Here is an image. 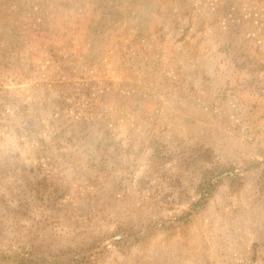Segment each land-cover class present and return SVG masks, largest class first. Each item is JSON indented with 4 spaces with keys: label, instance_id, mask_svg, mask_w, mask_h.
<instances>
[{
    "label": "rangeland",
    "instance_id": "1",
    "mask_svg": "<svg viewBox=\"0 0 264 264\" xmlns=\"http://www.w3.org/2000/svg\"><path fill=\"white\" fill-rule=\"evenodd\" d=\"M246 56L264 0H0V264H264Z\"/></svg>",
    "mask_w": 264,
    "mask_h": 264
},
{
    "label": "trees",
    "instance_id": "2",
    "mask_svg": "<svg viewBox=\"0 0 264 264\" xmlns=\"http://www.w3.org/2000/svg\"><path fill=\"white\" fill-rule=\"evenodd\" d=\"M245 62V63H244ZM248 62H253L254 64H256L257 67H264V61H258L255 57L253 56H246L245 61H243L244 64H247ZM112 143L114 144V151L120 152L123 150V148H121V142L120 140H115L112 139L111 140ZM133 139H131L129 142L125 143V150L128 152L133 148ZM143 147H147L152 149L156 154H161L162 149L165 147V144L162 143L159 139H156L155 137H152L151 139H149L147 141V143H145V139L141 140L138 143V147L135 150L134 156L142 151ZM221 177H218V179ZM227 178L231 179L230 182V188H228V190H231L232 193H238L239 190L241 189L240 187L244 184V177H241L239 175H237L236 173H234L232 176L228 175ZM213 179H215L214 176H211L208 180L204 179V181L201 183V186H204V190L200 191L201 193V197L198 198V200L192 204V207L190 208V211L186 214V219L189 217H193V215H195V213L206 206V204L208 203V198L211 195V192H213L214 188H215V181H213ZM47 181V178L45 177V182ZM228 185V186H229ZM256 187L257 189H263L264 188V168L260 174V178L259 181H256ZM54 192H57V188H55ZM104 249V248H103ZM105 250V249H104ZM79 263V261L77 262V264Z\"/></svg>",
    "mask_w": 264,
    "mask_h": 264
}]
</instances>
